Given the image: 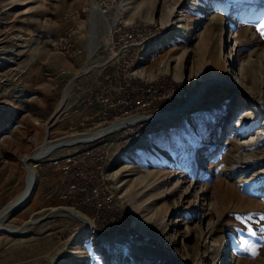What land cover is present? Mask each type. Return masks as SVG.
Segmentation results:
<instances>
[{
  "label": "rangeland",
  "instance_id": "374dc122",
  "mask_svg": "<svg viewBox=\"0 0 264 264\" xmlns=\"http://www.w3.org/2000/svg\"><path fill=\"white\" fill-rule=\"evenodd\" d=\"M94 1L100 8L95 22L90 0H0V208L21 183V156L46 133L56 141L94 130L90 122L82 128L78 121L89 99L90 107L98 105L90 94L98 92L111 62L129 45L114 44L113 30L128 24L123 9L131 5ZM142 4L152 19L129 23L147 24L155 38L134 52L132 70L156 85L181 86L187 98L156 99L130 116L149 118L183 106L212 72L219 81L178 115L137 122L105 137L106 158L98 159L84 143L54 149L35 165L37 192L31 201L5 220L17 227L68 207L82 213L101 237L133 241L137 253L122 239H101L60 212L26 225L18 236L0 233V264H264V114L254 105L264 98V29L258 30L264 0H134V6ZM171 7L184 14L182 28L169 25ZM92 25L95 49L88 59ZM69 29L68 53L59 54L52 43ZM226 101L232 103L227 109ZM233 128L239 134L234 141ZM74 149L89 171L102 170L110 179L111 202L91 204L76 191L77 166L62 161ZM58 166L73 183L61 198L48 200L40 193L41 177Z\"/></svg>",
  "mask_w": 264,
  "mask_h": 264
},
{
  "label": "built area",
  "instance_id": "2783aa9c",
  "mask_svg": "<svg viewBox=\"0 0 264 264\" xmlns=\"http://www.w3.org/2000/svg\"><path fill=\"white\" fill-rule=\"evenodd\" d=\"M107 10V6L101 8L102 13H106ZM113 32L117 34L114 44L119 45L123 42L124 44L129 43V45H124L126 49L122 50L123 48H121L117 58L111 62L108 73L103 76V81L98 84L99 86L96 89L99 93L90 94L92 96L91 101L97 102L98 105L90 107V99L84 105L83 115L78 121L82 128L86 127L89 122L94 130L109 126L116 121L131 117V112L150 107L156 99L170 97L177 99L187 98V93L181 86L156 85L151 81H146V79L132 70L134 61L138 60L134 52L137 51L138 53V51L147 49L154 42L155 34H153L151 27L147 24L132 21L128 24H118ZM71 34L72 31L69 29L53 41L52 46L55 52L64 55L68 53ZM150 60H153V57H150ZM88 108L90 111L87 114ZM94 117L97 118V121H91V118ZM108 119H113V121L106 123ZM131 126L120 127L100 138L83 143L91 146L89 152L93 153L98 159L106 158L101 141L108 135L121 132ZM62 161L67 167L77 166L81 183L76 188V191L83 196L84 201L92 204L95 201L104 199L105 204L113 200L115 193L110 179L103 174L102 170L89 171L85 166L81 152L74 149Z\"/></svg>",
  "mask_w": 264,
  "mask_h": 264
},
{
  "label": "bare ground",
  "instance_id": "6f19581e",
  "mask_svg": "<svg viewBox=\"0 0 264 264\" xmlns=\"http://www.w3.org/2000/svg\"><path fill=\"white\" fill-rule=\"evenodd\" d=\"M90 2H91V10L93 13V19H94V20H92V22H95V16H97L96 13L100 10V8L97 6V3L94 0H90ZM129 3L131 4V5H129V9L128 10H126V8L123 9V13L125 12L123 14L125 16L124 22L129 23L135 17L141 18L143 20H151L152 19L148 5L142 4V5L134 6V0H129ZM167 16H168L170 26L177 27V28H182L184 26V21H186L184 14L183 13L177 14L174 7H171L167 10ZM115 18H114V20H115ZM102 19H103V16H102ZM114 20H113V22H114ZM104 22H105V20H104ZM111 26H112L111 22L107 21L105 24V27H106L105 37L107 39H109ZM89 37H90V42L88 45V56H87L88 59L91 57V55L93 54L94 49H95L93 25L90 27ZM137 71H140V70L138 69ZM240 71H241L240 69L237 71V73H238L237 75H239V76L241 74ZM219 79L220 78H219L218 74H215L214 72H212L210 81L208 83H206L205 85H203V87L200 89V91L198 93L194 94L190 100H188L185 104H183V106L175 108L174 110H172L170 112H164V113H161L158 115H152L149 118H148V116H145V115H134V116L116 121V122L110 124L109 126L98 128L97 130L92 131L90 133L82 134V135L77 136V137L75 136V137H71V138H65V139L63 138V139H59L56 141L49 140L48 133H46L45 136L43 137L41 143L32 152L23 154L21 156L20 166L22 168V180H21L20 185L17 187V189L13 193V195L10 197V199L0 208V233H4L7 235H11V236H18L24 232L26 225H29V224L34 225L43 219L52 217L56 213L62 212V213H65L66 215H68L72 218H76V219L82 221L83 223H85L88 226V228L95 233V235L97 237H99L101 239H105V240H112V241H117L118 239H122V241L127 242V244L133 249V251H135L137 253V250H135V246H134L133 241H131L130 239H127L125 237H122V238L101 237L92 228L91 223L82 213H80L79 211H76L74 209L68 208V207L52 208L48 212L47 215H45L43 217H39L37 219H30V220L23 221L17 227L7 226L5 224V220L11 215V213L23 209L31 201L32 197L34 196V194L36 192V186H37V172L35 170V165L37 163L41 162L42 160H44L45 158L49 157L54 152V149H56L58 147H69V146H73L77 143H83L86 141H91V140L100 138L101 136L108 134V133L112 132L113 130H116L120 127H124L127 125H133L137 122L147 121L149 119L150 120L155 119L158 117L165 116L166 114H168L167 116L178 115V114L186 111L190 106L193 105V102H195L197 100V98L201 94L204 93V90L209 85V83H211L212 81L218 82ZM237 89L239 90L238 94L241 95L243 93L244 89L240 85H239V87H237ZM66 98H67V95H63L60 103L58 104V108L56 110V113L59 112L60 109H62V107L64 106ZM257 99L258 100H256V103L254 104L255 108H256L258 113L264 114V98L259 97ZM231 104L232 103L230 101H226L224 103L226 109L229 108L231 106ZM236 128H233L234 131H232L233 133H231V135L229 136L230 140L234 141V139L238 138L239 134L238 133L236 134ZM241 139H242V137L240 138V140ZM145 144H147V143H145ZM147 145L150 146L151 144H147ZM151 147H152V145H151Z\"/></svg>",
  "mask_w": 264,
  "mask_h": 264
},
{
  "label": "crops",
  "instance_id": "0c3cea01",
  "mask_svg": "<svg viewBox=\"0 0 264 264\" xmlns=\"http://www.w3.org/2000/svg\"><path fill=\"white\" fill-rule=\"evenodd\" d=\"M89 159V157L87 158ZM63 167H50L47 173L43 174L41 177V194L46 195V199L52 200L53 197H59L60 195L69 192L67 188L69 187L68 181H65V175H63ZM37 192V190H36Z\"/></svg>",
  "mask_w": 264,
  "mask_h": 264
},
{
  "label": "snow or ice",
  "instance_id": "6c2138e0",
  "mask_svg": "<svg viewBox=\"0 0 264 264\" xmlns=\"http://www.w3.org/2000/svg\"><path fill=\"white\" fill-rule=\"evenodd\" d=\"M260 29H264V22H262V23L259 25V29H258V30H260Z\"/></svg>",
  "mask_w": 264,
  "mask_h": 264
},
{
  "label": "trees",
  "instance_id": "16d2710c",
  "mask_svg": "<svg viewBox=\"0 0 264 264\" xmlns=\"http://www.w3.org/2000/svg\"><path fill=\"white\" fill-rule=\"evenodd\" d=\"M68 183H69V184H70V183H73V181H70V180H69Z\"/></svg>",
  "mask_w": 264,
  "mask_h": 264
}]
</instances>
